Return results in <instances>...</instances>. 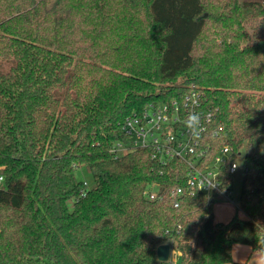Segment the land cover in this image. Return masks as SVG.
<instances>
[{
  "label": "trees",
  "instance_id": "obj_1",
  "mask_svg": "<svg viewBox=\"0 0 264 264\" xmlns=\"http://www.w3.org/2000/svg\"><path fill=\"white\" fill-rule=\"evenodd\" d=\"M191 85L213 115L209 155L243 154L245 219L215 223V194L149 201V184H184L182 164L111 153L126 118ZM0 175V264H156L164 244L180 264H241L234 244L261 251L264 0H0Z\"/></svg>",
  "mask_w": 264,
  "mask_h": 264
},
{
  "label": "built area",
  "instance_id": "obj_2",
  "mask_svg": "<svg viewBox=\"0 0 264 264\" xmlns=\"http://www.w3.org/2000/svg\"><path fill=\"white\" fill-rule=\"evenodd\" d=\"M190 118L194 124L189 123ZM212 120L213 115L206 109L201 93L191 85L182 97L159 104L151 103L140 113L126 118L121 126L125 140L116 142L111 153L121 155L149 150L152 159L162 166L175 161L182 164L184 184L180 187L149 184L143 193L149 201L166 198L177 207L184 195L215 194L228 198L230 191L222 187L221 177L226 173L232 178L239 167L244 176L247 169L243 165V154L229 145L222 146L213 156L209 155L205 136ZM2 184L3 177L0 175V187ZM168 245V261L161 263L157 260L156 264L179 263L180 253L173 245ZM171 248L175 249V254H172Z\"/></svg>",
  "mask_w": 264,
  "mask_h": 264
},
{
  "label": "rangeland",
  "instance_id": "obj_3",
  "mask_svg": "<svg viewBox=\"0 0 264 264\" xmlns=\"http://www.w3.org/2000/svg\"><path fill=\"white\" fill-rule=\"evenodd\" d=\"M210 10H213V8H211ZM75 175L78 180L85 182L89 188L92 186L91 176L85 171L84 168L77 169ZM242 185H243V175L241 168L239 167L237 172L231 178L230 196L226 198L224 196L219 195L214 210L220 208L221 210L227 211L230 210V208H228L230 206L231 208H233V210L237 209V216L240 217L242 214L239 209L238 203H239V196L242 189ZM226 203H229V206ZM171 251L172 254L176 253L174 248H171ZM177 264H180V262Z\"/></svg>",
  "mask_w": 264,
  "mask_h": 264
},
{
  "label": "crops",
  "instance_id": "obj_4",
  "mask_svg": "<svg viewBox=\"0 0 264 264\" xmlns=\"http://www.w3.org/2000/svg\"><path fill=\"white\" fill-rule=\"evenodd\" d=\"M226 204L229 206V203ZM228 208H230V210L227 211L221 210L220 208L214 210L213 208L215 223L227 224L235 215L237 216V209L233 210V208H231L230 206ZM241 214L242 215L240 217H237L239 219H245V216L242 211ZM260 252V250H252V248L247 245L234 244L231 248V259L234 263L256 264V260L260 255Z\"/></svg>",
  "mask_w": 264,
  "mask_h": 264
},
{
  "label": "water",
  "instance_id": "obj_5",
  "mask_svg": "<svg viewBox=\"0 0 264 264\" xmlns=\"http://www.w3.org/2000/svg\"><path fill=\"white\" fill-rule=\"evenodd\" d=\"M170 246L168 244L160 245L156 249V258L159 262L165 263L169 259Z\"/></svg>",
  "mask_w": 264,
  "mask_h": 264
},
{
  "label": "clouds",
  "instance_id": "obj_6",
  "mask_svg": "<svg viewBox=\"0 0 264 264\" xmlns=\"http://www.w3.org/2000/svg\"><path fill=\"white\" fill-rule=\"evenodd\" d=\"M189 123L194 124V121L192 118H190ZM194 126L198 127V125H194ZM256 264H264V249H261L260 255L258 256L256 260Z\"/></svg>",
  "mask_w": 264,
  "mask_h": 264
}]
</instances>
